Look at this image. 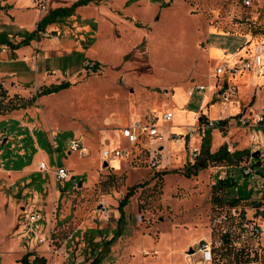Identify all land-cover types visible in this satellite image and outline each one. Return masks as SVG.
<instances>
[{
    "label": "rangeland",
    "instance_id": "1",
    "mask_svg": "<svg viewBox=\"0 0 264 264\" xmlns=\"http://www.w3.org/2000/svg\"><path fill=\"white\" fill-rule=\"evenodd\" d=\"M72 1L47 0L40 11V0H0V42H19L51 9ZM99 1L93 3L98 7L77 8L63 22L47 25L28 45L12 49L0 43V81L11 96L30 100L42 87L71 82L26 107L0 112V264H22L30 252V260L43 256L47 264H88L98 255L100 264H195L200 242L216 241L225 232L231 236L230 254L222 257L224 245L215 246L213 264L247 260L248 250L264 245V234L258 241L239 238V218L231 215L229 201L243 198L238 206L264 227L255 214V207L264 210V164L255 168L256 175L242 173L253 161L244 153L240 161L210 162L196 174L185 173L194 163L191 148L200 149L208 137L211 152L227 136L232 152L239 145L263 156L264 126L244 127L240 115H233L222 127L205 130L206 119H198L173 134L174 144L186 141L185 149L172 142L164 149L160 139L147 143L149 148L131 146L120 126L155 111L161 138L167 139L170 126L190 120L180 109L199 110L211 84V120L228 117L230 105L252 114L247 110L255 99L248 94L254 78L246 88L233 80L245 71L215 70L228 61L225 51L241 47L249 56L255 45H264V0H131L127 6L126 0ZM209 45L224 53L221 59L208 57ZM224 82V91L234 89L228 99L219 92ZM200 84L206 88L187 92ZM176 85L179 96L172 95ZM184 92L188 101L181 105ZM261 106L258 102L253 114ZM168 109L174 116L165 122ZM77 138L89 148L85 157L69 148ZM118 146L131 150L102 156ZM41 160L48 170H39ZM56 164L73 176L57 181ZM226 178L235 181L230 189L219 183ZM133 186L120 223L119 202ZM117 231L121 234L107 248ZM252 259L264 264V254Z\"/></svg>",
    "mask_w": 264,
    "mask_h": 264
},
{
    "label": "built area",
    "instance_id": "2",
    "mask_svg": "<svg viewBox=\"0 0 264 264\" xmlns=\"http://www.w3.org/2000/svg\"><path fill=\"white\" fill-rule=\"evenodd\" d=\"M41 2L39 3V10H45L47 8V0H40ZM248 3L249 0H246ZM216 73L220 74L225 71H229L231 74H235L236 71H245L249 74V76L253 79L255 76H260L263 78V83H264V45L262 44H257L254 46L251 54L249 56L244 57L239 64H234V65H228L226 63L219 65L216 67ZM254 82V80L252 81ZM205 85H195L193 88H189L187 91L189 94L193 95L196 91H200L205 89ZM224 91V87L222 88L221 91L224 92L225 98H229L231 94L234 93L233 90H227ZM231 93H230V92ZM173 117V113L166 112L162 115V119L165 122L171 121ZM160 118L158 114H156L155 111H146L142 119H136L132 120L129 123H125L121 126V134L122 137L129 143L131 146L132 145H138L141 144L145 148H149L147 143L154 142L157 139H160L162 137V131L160 130V125H158L157 121ZM239 123L244 126H264V112L262 113H256V114H242L238 118ZM205 130L209 128H214L216 126L222 127L221 119L220 120H211V119H206L205 123ZM167 138L172 141H176L173 133L168 130L167 131ZM178 141V140H177ZM69 148L71 152L79 154L81 157H85L89 154V148L84 144L83 140L81 138L73 139L69 143ZM131 150V149H130ZM130 150L126 148H120L115 147L113 149H104L102 151V156L105 158L109 157H119V156H124ZM227 150L229 152H232L231 146H227ZM199 150L194 149L193 153L195 156L198 154ZM39 170L46 171L48 170V166L46 162L41 161L39 162ZM54 178L57 181H65L68 180L70 177H72V173L69 169L65 167H61L56 164L55 168L52 170ZM256 170L253 169L249 165H244L242 166V173L248 174V175H256ZM263 197H264V192H263ZM245 198V197H244ZM249 198H251L249 196ZM240 200L243 201V198ZM238 200L235 204H231L230 210H231V215L232 216H237L239 218V227L237 228V234L238 237L241 238L242 240H261V237L264 234V227L262 223H258L252 220V217H249L247 213L242 210V207L238 206ZM264 200V199H263ZM260 202V200H259ZM258 202V204H259ZM262 203V201L260 202ZM264 203V202H263ZM251 204V203H250ZM262 209V210H261ZM106 210V207H105ZM260 210V212H258ZM261 212H264L263 208H258L255 207V214H258L261 216V219L264 220V214H261ZM31 219L33 221L38 219V215L33 214L31 215ZM212 236V235H211ZM227 240H231V236L228 232L223 233L220 238H218L216 241H213V237H210V240L205 239L202 242H200V246L196 249V251L201 255L200 258L196 261L195 264H213L214 263V253L213 250L215 246H219L220 244L223 245V243ZM220 245V246H221ZM194 251H191L189 254H193ZM188 254V253H187ZM264 254V245L259 244V246L255 250H248L246 257H248L247 260H240L237 261L235 258L228 262L227 264H261L260 261L258 260H250L251 257H256L261 256ZM235 255V254H234ZM224 264V263H223Z\"/></svg>",
    "mask_w": 264,
    "mask_h": 264
},
{
    "label": "trees",
    "instance_id": "3",
    "mask_svg": "<svg viewBox=\"0 0 264 264\" xmlns=\"http://www.w3.org/2000/svg\"><path fill=\"white\" fill-rule=\"evenodd\" d=\"M92 0H78L75 3H73L69 7H59L57 9L51 10L48 12L45 16H43L36 25V28L31 31L27 32L25 36L22 38L17 43L11 42L8 39H3L0 43L1 44H6L9 45L11 48L15 49L23 45H28L29 42L32 39H37L39 36V33L45 32L47 25L55 22H60L61 19L64 17L70 16L73 14L74 9L78 5L82 4H87ZM167 4V3H166ZM165 5V4H164ZM135 25L140 26L138 23ZM99 68V63L94 62L92 65V70H96ZM71 85V82L68 80H64L58 84H51L50 86L42 87L35 96H33L30 100H23L22 97L18 95H13L11 96L7 90V88L4 86V84L0 81V112L1 113H9L13 110L26 107V105H29L35 101V99L38 96L41 95H47L51 94L54 92H58L60 90L66 89ZM203 116H201L202 118ZM228 120H221L222 125H225ZM210 139L206 138L203 143H202V151L201 154L191 166L190 169L186 170V176H190L191 174H196L197 171L200 168H204L209 164L210 162H229V163H234L235 161H240L243 158L244 153H249L250 155L252 154L249 151H244V150H235L233 152H229L227 150V145L221 146L216 152H210ZM252 163L251 167L255 169L258 165L264 164V155H258L255 157H252ZM261 173V172H260ZM219 183H222L224 186H227L229 189L232 188L235 184V181L232 178H226L225 180H219ZM223 181V182H222ZM134 191V186L125 194V196L121 199L119 202L118 209L120 211V217H119V222L123 223L124 221V214H123V207L125 206L127 200L129 197L133 194ZM238 201V198L233 199L229 202L231 204H235ZM121 234V231H117L114 236L106 242L107 248H109V245ZM229 241L227 240L223 243L224 245V250L220 252L222 257H225L227 254H230L228 252L229 250ZM223 247V246H222ZM236 255V253H235ZM31 252L26 253L25 255L22 256L20 261L22 264H47L46 258L43 256H36L33 260H30ZM102 256H96L90 263L88 264H100L102 260ZM77 264H86V263H77Z\"/></svg>",
    "mask_w": 264,
    "mask_h": 264
},
{
    "label": "crops",
    "instance_id": "4",
    "mask_svg": "<svg viewBox=\"0 0 264 264\" xmlns=\"http://www.w3.org/2000/svg\"><path fill=\"white\" fill-rule=\"evenodd\" d=\"M76 1H78V0H73L69 5H60V6H56L55 8H53V9H51V10H54V9H57V8H59V7H69V6H71L73 3H75ZM125 1V0H124ZM124 1H123V4H124ZM131 0H126V2H125V5L127 6V5H129L128 3L130 2ZM99 0H92V1H90L89 3H87V4H82V5H78V6H76L75 7V9H74V12H73V14H71L70 16H72V15H74L75 14V12H76V9L77 8H81V7H86V6H91V5H93V6H96V5H99ZM93 3H95L96 5H94ZM122 3V2H121ZM124 5V6H125ZM96 7H98V6H96ZM50 10V11H51ZM49 11V12H50ZM70 16H67V17H64L63 19H61V21L60 22H63V20L64 19H66V18H69ZM60 22H55V23H60ZM95 25H96V22L94 21L93 22V24H92V29H95ZM92 41H94V38L92 37L91 38V42ZM24 46V45H23ZM212 46H214V45H209L208 46V57L210 56V55H212V56H214L215 57V62L216 61H218L219 59H221L222 58V56H223V52H219L218 50H215L214 52H212L211 51V47ZM21 47V46H20ZM88 47V45L86 44L85 45V48H87ZM19 48V47H18ZM13 49V48H12ZM15 49H17V48H15ZM225 55H226V57H227V62H225L226 64H228V65H231V63H232V65H234V64H236V62H238V61H241L244 57H246V55H247V53H246V51H245V49L243 48H237L234 52H232V53H228V51H225ZM231 60V61H230ZM257 77H259L260 78V80L258 81L257 80ZM233 80H234V83H236V84H239V86H241V85H243V86H245L246 88L248 87V85L250 84V82L252 81V78L249 76V74L247 73V72H244L243 74H241V75H239V76H237L236 78H233ZM226 84V82H224L221 86H220V88H219V92H221V90H222V88L224 87V85ZM264 86V83H263V78L262 77H260V76H255L254 77V82H253V89H254V91L252 92V93H248V94H250L251 96H252V98H251V102L253 101V99H254V97H255V99H254V103L253 104H250L249 105V110H247V112H249V113H253L254 111H255V106H256V104H258V102H260L261 104H262V106H261V110L259 109L256 113H262V112H264V94H261V95H257V93L258 92H260V93H262V87ZM211 87H213V90L211 91V92H208V93H204L203 95H202V98H201V103H200V106H199V110H197V111H195V110H193V109H188V108H185V107H182L181 109H180V111H182V112H186V113H188V114H190L191 116H190V120H188L187 122L188 123H186V124H181V125H177V128H175V126L176 125H173V126H170V128H172V130L169 128L168 130H170L173 134H174V132H176V131H179V133H182V131H183V129H185V127H188V126H192V125H194V123H195V121L196 120H198V119H202V118H205V119H212V118H214L212 115H211V112H210V107L211 106H213L215 103H213L212 102V100H213V91H214V86L211 84ZM174 89H177L178 90V93L176 94V92L175 91H173L172 92V95L173 96H179L180 95V92L182 91V89H181V85H176L175 87H174ZM188 92V91H187ZM185 93V95H186V98L184 99L183 98V101H182V103H180L181 105L182 104H186L187 103V101H188V96H187V93L186 92H184ZM182 96V95H181ZM226 104V103H225ZM172 112L173 113V111L171 110V109H168V110H165L164 111V113H166V112ZM241 111V108L239 107V106H237V105H235V106H232V105H230V110H229V116L228 117H223V116H219V117H215V119L216 120H229V117H233V115H235V116H237V115H242V114H244V112H240ZM163 113V114H164ZM255 113V114H256ZM193 115V116H192ZM173 116H174V113H173ZM201 116H203L202 118H201ZM142 119V118H141ZM228 122V121H227ZM122 126V125H121ZM121 126H120V128H121ZM167 130V131H168ZM120 131H121V129H120ZM206 132L207 131H204V133L206 134ZM122 135V134H121ZM166 135H167V132H166V134H165V137H166ZM209 139H210V137H208ZM227 139H229L227 136H225V137H223V140H224V143H223V145H226L227 143L229 144L230 143V141L229 140H227ZM160 140H161V142H159V144H158V146L159 145H161V147H164V149L166 148V146H169V144L172 142L173 144V146L174 145H176V144H174V141H172V140H169L168 138L166 139H164V140H162V138H160ZM166 140V141H165ZM203 143V142H202ZM110 145H112V144H110ZM151 145H152V143H151ZM182 145V142L181 143H179V144H177L176 146H181ZM186 145H187V143H186V141L184 140V143H183V148L185 149L186 148ZM222 145V146H223ZM157 146V147H158ZM210 146H211V144H210ZM237 147L235 148L236 150H244V151H249V152H251L250 150H248V149H241L240 148V146L239 145H236ZM163 149V150H164ZM189 149V148H188ZM194 149H197V148H191V159H192V161L193 162H196V160H198V158H199V156H200V154H201V151H202V144H201V147H200V149H198L199 150V152H198V154L195 156V154L193 153V150ZM219 148H217V147H215V149H213L212 148V151L213 152H216L217 150H218ZM235 149H234V151H235ZM186 151H187V149H186ZM211 152V151H210ZM212 152V153H213ZM252 154H253V152H251ZM261 153V152H260ZM41 161H43V160H41ZM40 161V162H41ZM252 194L253 193H251V192H248V196H252ZM240 197V196H239ZM191 253V252H190ZM1 254H4L5 255V252H3V253H1ZM4 255H2V258L4 257ZM5 257H7V256H5Z\"/></svg>",
    "mask_w": 264,
    "mask_h": 264
},
{
    "label": "water",
    "instance_id": "5",
    "mask_svg": "<svg viewBox=\"0 0 264 264\" xmlns=\"http://www.w3.org/2000/svg\"><path fill=\"white\" fill-rule=\"evenodd\" d=\"M260 155V151L259 150H256L255 152H253L252 156L255 157V156H258ZM105 165H107V162L104 163ZM192 251V250H191Z\"/></svg>",
    "mask_w": 264,
    "mask_h": 264
}]
</instances>
